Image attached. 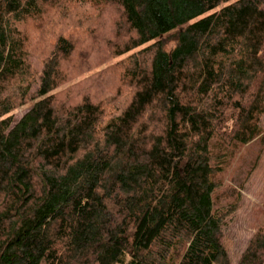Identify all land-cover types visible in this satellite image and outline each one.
<instances>
[{
    "label": "trees",
    "instance_id": "16d2710c",
    "mask_svg": "<svg viewBox=\"0 0 264 264\" xmlns=\"http://www.w3.org/2000/svg\"><path fill=\"white\" fill-rule=\"evenodd\" d=\"M263 117L264 0H0V264H264Z\"/></svg>",
    "mask_w": 264,
    "mask_h": 264
},
{
    "label": "rangeland",
    "instance_id": "374dc122",
    "mask_svg": "<svg viewBox=\"0 0 264 264\" xmlns=\"http://www.w3.org/2000/svg\"><path fill=\"white\" fill-rule=\"evenodd\" d=\"M29 49L31 51L32 66L36 70H39L41 68L43 53H41L40 48L33 46V44L29 46ZM116 60L118 59H114L113 62ZM102 68L103 65H100L95 70ZM79 79L80 78H76L73 82ZM31 111L32 103L29 102L17 108L13 113L15 122L30 115ZM250 176V182L247 189L243 192L239 210L224 226V246L232 263L237 260L245 248L252 234V226L259 219L261 212L264 210V153L257 169Z\"/></svg>",
    "mask_w": 264,
    "mask_h": 264
}]
</instances>
